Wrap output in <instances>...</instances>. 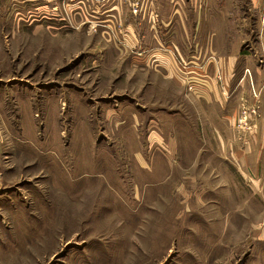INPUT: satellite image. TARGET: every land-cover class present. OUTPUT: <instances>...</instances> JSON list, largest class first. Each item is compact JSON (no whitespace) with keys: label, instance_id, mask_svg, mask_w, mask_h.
<instances>
[{"label":"rangeland","instance_id":"obj_1","mask_svg":"<svg viewBox=\"0 0 264 264\" xmlns=\"http://www.w3.org/2000/svg\"><path fill=\"white\" fill-rule=\"evenodd\" d=\"M158 2L0 0V110L13 131L28 125L2 161L8 194L51 204L16 264H241L264 248V0H218L199 34L183 18L196 46L177 48L176 66L222 61L201 46L213 28L232 55L205 93L189 70L188 95L167 77L168 48L138 62L160 10L194 8Z\"/></svg>","mask_w":264,"mask_h":264},{"label":"crops","instance_id":"obj_2","mask_svg":"<svg viewBox=\"0 0 264 264\" xmlns=\"http://www.w3.org/2000/svg\"><path fill=\"white\" fill-rule=\"evenodd\" d=\"M155 4L157 6V9H159V6H162L158 2V0H154ZM189 2H192L193 9L188 8V4L186 5L188 12H181L180 8H174L170 12H166L165 14L161 12L160 10V20H161V26L158 27L156 30L159 33V37L154 38L152 35L147 34V29L143 30L139 27H137L136 31H142V35H140V43H144L146 51L148 48L152 47V52H146V54L139 55L138 61L140 64H145V62H148L152 56L155 58V61L161 58V53L156 52L155 49L160 48H168V50L172 51V55L168 56L169 59V70L171 72L168 73L169 78L173 80L177 85H181L183 87L184 92L187 94L188 85L186 84L185 76L192 75L189 73V70H194L195 73L193 74L192 78L198 79L201 84L199 83H190L192 86H194V91L199 93H205V85L207 83V80H209V77L212 79H216V76L221 77L224 72L226 71V63L229 61V57H231V53L227 54V52L223 51V48L226 46V44L222 41L221 44H217L218 41L214 39V36L216 34V29H212V39L210 37V34L207 35V40H205L204 36L200 41L203 42L201 46H204L205 49L208 48H214L219 47V52L217 53V59L222 58V61L219 63H214V61H209V63L200 66V65H190V66H184L180 62V65H177L173 62V57H176V60L179 58L177 57V51L179 48L180 51H183V48L192 47L194 45V41L189 38L191 29L187 28L185 25V19L187 21L191 22H197L196 27H194L193 33L199 34L201 31L206 30L209 26L207 24H211V22H219V16L221 15V11L219 10L221 7L218 4V0H189ZM214 9V10H213ZM213 12V14H212ZM200 16L201 21H196L195 16ZM211 15L218 16V17H212ZM212 18V19H211ZM203 19V20H202ZM201 22V23H200ZM200 23V24H199ZM127 27V26H126ZM130 27L128 25L126 31H130ZM210 28V27H209ZM134 30V28H132ZM211 31V30H210ZM169 33V34H166ZM170 37V39L167 41L166 45L163 46L162 40H166ZM147 39L149 40L147 42ZM176 40V41H175ZM176 42V43H175ZM196 46V45H194ZM200 46V45H199ZM198 47V46H197ZM171 51H168L170 53ZM179 51V52H180ZM207 51V50H206ZM224 52V53H223ZM167 53V54H168ZM180 54V53H179ZM205 55V54H204ZM234 56V55H233ZM132 60L136 58L135 56H131ZM217 61V60H216ZM144 62V63H143ZM158 62H155L157 64ZM221 63H223L224 66H221ZM197 66H200L198 68ZM145 68V67H144ZM142 70V69H140ZM181 72V73H178ZM174 73V74H173ZM140 76L142 75V72L139 71ZM183 74V75H182ZM143 76V75H142ZM131 79V78H129ZM143 87L140 89V93L146 95L147 93V80L146 77H143ZM188 95V94H187ZM203 95V94H202ZM144 99V98H143ZM144 101V100H143ZM140 105H142L140 103ZM144 105V111H147V106H149L146 101L143 102ZM155 105L152 109L154 111H161L160 107H157ZM155 119V118H154ZM2 118V111L0 110V264H16L19 262V255L21 253L22 258L21 260L24 262L31 261L29 258H26V256L30 255V253L27 251L26 247H20V242L22 240L28 239V242H33L35 239L37 240L40 237L39 232L41 230L40 226H34L36 223L43 224V223H50L49 217L47 216H41L36 215L39 214L40 211L38 210L40 208H50L51 204L49 201H41V205H37L36 203L27 202L26 209H23L24 202H18V201H10L11 197L10 194H8V190L10 191L12 188V184H10V179H7L9 176L7 171H11V167H7L5 169L4 166H2L3 159H6L9 161L13 158V152L10 150V148L13 147V145L16 143L15 141H20L22 143L28 141V136L26 132L21 133V131H26L28 129V125L15 127L17 131H13L11 127H9ZM264 126V125H263ZM17 127V128H16ZM175 140V139H174ZM174 141L172 139L168 140L167 143L171 144ZM176 142V141H175ZM171 158H174V155L172 154ZM8 173V174H7ZM12 176V174H10ZM264 190V187H263ZM256 191V190H255ZM65 204V203H64ZM63 207L66 208L64 205ZM32 208H35L36 210H30ZM36 213V214H35ZM18 225L15 229L14 225ZM39 234L37 235V233ZM221 237H223L222 233H220ZM264 234L261 235L259 238H262ZM227 238V237H224ZM19 247V248H18ZM262 247V246H261ZM20 248L22 249L20 251ZM17 253H19L17 256H15ZM26 254V256H25ZM54 254L49 253L50 255ZM24 257V258H23ZM264 248H258L252 246V248L249 249L244 254V257L241 260V264H264Z\"/></svg>","mask_w":264,"mask_h":264}]
</instances>
